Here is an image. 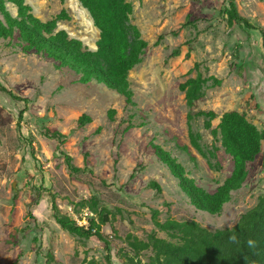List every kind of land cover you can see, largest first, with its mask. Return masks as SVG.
<instances>
[{"label": "rangeland", "instance_id": "obj_1", "mask_svg": "<svg viewBox=\"0 0 264 264\" xmlns=\"http://www.w3.org/2000/svg\"><path fill=\"white\" fill-rule=\"evenodd\" d=\"M130 18L148 47L142 62L128 76L133 104L103 85L79 83V76L36 53H25L16 41L0 39V84L21 98L14 102L0 91V264H83L96 260L126 264L127 238L147 242L150 235L171 241L152 219L196 221L211 232L233 228L264 197L262 154L248 165V178L218 216L193 208L168 169L155 157L158 145L181 164L188 178L207 193L217 191L234 169L232 158L204 127L213 111L217 119L238 112L264 129V43L259 32L244 33L224 13L227 0H133ZM42 22L65 16L59 30L96 51L100 31L79 0H26ZM237 14L264 31V0H234ZM13 17L17 9L8 4ZM209 80L195 108L180 87L187 81ZM88 116L91 123L80 127ZM46 128L62 142L43 134ZM190 129L200 135L205 158L191 143ZM264 151V142L262 143ZM262 151V152H263ZM76 168L69 172L62 154ZM43 176V177H42ZM47 190L40 196L37 189ZM160 187V191L155 189ZM17 195V197H15ZM50 195L62 214L98 221L107 246L66 234L55 222ZM97 202L92 211L88 203ZM125 250V251H124ZM151 252L142 254L148 264ZM53 258L51 263L50 259Z\"/></svg>", "mask_w": 264, "mask_h": 264}, {"label": "trees", "instance_id": "obj_2", "mask_svg": "<svg viewBox=\"0 0 264 264\" xmlns=\"http://www.w3.org/2000/svg\"><path fill=\"white\" fill-rule=\"evenodd\" d=\"M82 7L89 13L94 26L100 31L97 50H89L83 42L73 39L66 31L59 30V23L66 20L65 16H57L50 21L42 22L34 16L32 8L26 0H0V39L16 41L25 53H36L51 60L57 69L69 70L79 76V83L103 85L123 96L126 103L133 104L134 93L128 81L129 73L138 66L148 44L141 38L139 29L132 25L133 0H79ZM224 13L228 15L233 26L244 33L259 32L263 38L264 31L250 20L239 16L235 10L234 0H227ZM17 9L13 17L7 5ZM209 80L202 78L187 81L180 87L185 93L189 108H195L197 102L204 97L203 89ZM0 91L10 96L14 102L25 104L21 114L28 112L30 101L21 98L0 84ZM204 118V127L210 131L215 140L221 143L225 153L232 158L233 172L213 194L198 187L193 179L188 178L185 168L162 147L152 144V150L159 162L165 166L171 176L178 182L181 191L187 196L191 206L197 211L211 216H218L223 208L239 191L248 178V165L262 154L264 168V129L261 131L238 112L226 113L214 128L212 122L217 119L213 111H199L189 116L193 119ZM91 123L88 116L79 120L80 127ZM43 134L53 140L62 142L64 136L59 132H51L44 128ZM200 135L190 129L192 146L205 158L212 152L205 153L200 145ZM263 151V152H262ZM70 173L75 175H93L88 167L76 168L67 154H62ZM43 177V176H42ZM160 191V187L155 185ZM42 196L47 192L42 184L37 189ZM17 197V195H15ZM92 211L97 210V202L88 203ZM52 216L59 227L68 235L80 240L97 239L106 245L102 227L110 224L109 213L99 214V220L89 221L87 229L79 227L69 216L61 213L56 197L50 195ZM155 225L167 234L171 241L149 236L147 242L135 236L127 238L128 250L124 253L126 264H145L142 254L151 252L148 264H264V197L257 205L244 214L233 228L211 232L196 221L178 222L158 221V211L150 210ZM125 251V250H124ZM51 263L53 258L50 259ZM83 264H102L96 260H85ZM105 264H112L109 254Z\"/></svg>", "mask_w": 264, "mask_h": 264}, {"label": "built area", "instance_id": "obj_3", "mask_svg": "<svg viewBox=\"0 0 264 264\" xmlns=\"http://www.w3.org/2000/svg\"><path fill=\"white\" fill-rule=\"evenodd\" d=\"M88 215L89 214L85 213L84 216H81V218H75V222L79 227H83L85 229L89 227V221L87 220Z\"/></svg>", "mask_w": 264, "mask_h": 264}]
</instances>
